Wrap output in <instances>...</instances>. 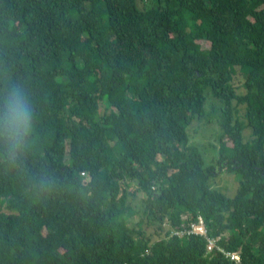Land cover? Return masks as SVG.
<instances>
[{
    "label": "trees",
    "instance_id": "16d2710c",
    "mask_svg": "<svg viewBox=\"0 0 264 264\" xmlns=\"http://www.w3.org/2000/svg\"><path fill=\"white\" fill-rule=\"evenodd\" d=\"M0 264H264V0H0Z\"/></svg>",
    "mask_w": 264,
    "mask_h": 264
},
{
    "label": "rangeland",
    "instance_id": "374dc122",
    "mask_svg": "<svg viewBox=\"0 0 264 264\" xmlns=\"http://www.w3.org/2000/svg\"><path fill=\"white\" fill-rule=\"evenodd\" d=\"M81 8V6H79ZM243 76L239 72H236L235 76L233 77V86L235 87L237 92H243ZM209 104H213V107H216V102L212 98H208V104L206 106V113L210 115L212 119L211 122H206L204 119L193 121L191 125L188 127V134H189V145H193L198 147V149L203 153L204 159L207 162L214 163L217 159V151L219 149V144L217 137L220 134V128L215 123V120L218 117L217 113H212V110ZM99 111L102 112L103 108L100 105ZM251 132L250 129L245 127L242 131V141L246 142L250 139ZM215 176L212 177L210 180L211 186L220 190L227 196H232L235 188H236V178L233 174L226 172L224 170H220L216 167V170L213 172ZM134 186H132L129 191L133 190ZM141 194H139V197ZM131 203V199H130ZM134 201H132V204ZM140 216L139 212L134 213L131 218L127 219L128 227L134 228L135 225L138 224ZM146 236L150 237V240L153 241L157 239L155 232V227L153 225L145 226L144 227Z\"/></svg>",
    "mask_w": 264,
    "mask_h": 264
},
{
    "label": "built area",
    "instance_id": "2783aa9c",
    "mask_svg": "<svg viewBox=\"0 0 264 264\" xmlns=\"http://www.w3.org/2000/svg\"><path fill=\"white\" fill-rule=\"evenodd\" d=\"M170 235H175L178 237L182 236H192V235H198L202 236L207 239L206 243V251L211 252L213 249H216L217 251L222 250L218 247H216L215 242L216 239H209L206 237V229L204 227V224L202 220L199 218L197 222H190L187 227H184L182 229H176L174 228L171 230ZM225 256L229 258L230 261L239 263L240 258H239V253L238 252H230V253H225Z\"/></svg>",
    "mask_w": 264,
    "mask_h": 264
},
{
    "label": "clouds",
    "instance_id": "9594fccd",
    "mask_svg": "<svg viewBox=\"0 0 264 264\" xmlns=\"http://www.w3.org/2000/svg\"><path fill=\"white\" fill-rule=\"evenodd\" d=\"M28 115L24 108L16 100L11 107H9V125L14 136H19L20 130H28Z\"/></svg>",
    "mask_w": 264,
    "mask_h": 264
}]
</instances>
